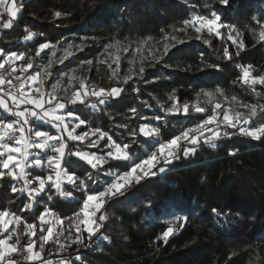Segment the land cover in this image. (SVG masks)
<instances>
[{
	"label": "trees",
	"instance_id": "trees-1",
	"mask_svg": "<svg viewBox=\"0 0 264 264\" xmlns=\"http://www.w3.org/2000/svg\"><path fill=\"white\" fill-rule=\"evenodd\" d=\"M33 1L37 5L33 13L14 20L11 29H0V47L33 57L34 69L28 75L38 70L36 64L40 59L35 53L41 43L56 44L73 38L74 58L68 67L82 65L78 70L85 74L84 62L92 60L91 67L88 65L90 77L87 83L125 89L119 98L99 106L95 112L81 115L90 128L99 127L117 142L121 137L127 142L129 130H138L149 121L151 126L160 127L162 140L171 139L183 128L192 126L190 120L204 118L212 111L213 104L206 102L208 98L202 95L203 92L221 89L228 100L218 94L213 99L223 107L229 106L232 96L242 103L257 102V97L247 86L234 82L241 73L237 65L251 64L253 75L264 74V41L259 40V26L253 19L264 22V0H229L227 6L219 0ZM56 12L61 16L56 17ZM213 12L221 16L222 22L232 25L231 35L244 43L239 56L236 45L227 38L228 29H220V37L204 32L210 40V43H204L203 39L197 40L191 35V28H188L186 32L176 33L185 43L178 44L164 60L156 62L155 70L146 69L143 79L137 77L122 84L100 73L104 63L100 62L98 54L109 44L130 49L163 47V36L172 34L174 28H181L184 20L193 15L211 18ZM26 29L37 35L24 42ZM167 42L171 43V40ZM81 45L83 48L79 50ZM225 48L232 54V60L224 58ZM125 67L123 65L122 72ZM134 88H139V92H134ZM256 90L262 93L259 103L264 104V87L257 85ZM173 91L181 105L189 104V116L166 115L159 108L157 101L164 108L171 106L168 96ZM198 94L200 105L206 108L202 114L194 113L192 109ZM142 101H147L151 108L145 107ZM83 107L78 105L77 110L87 111ZM131 107H136L138 113L148 118L160 115L167 124L163 120H143L140 115L132 117L128 111ZM0 116L5 120L16 119L1 108ZM227 130L235 132V129ZM136 139L149 152L154 150L149 147L151 138L138 136ZM76 143L68 141L66 160L69 159L68 150L77 147L97 152L95 148ZM103 143L101 141V145ZM231 152L235 155H230ZM71 159L69 172L75 171L82 179H86L89 171L96 175V170L84 161L77 157ZM114 164L110 160L100 170V178L110 179L105 176V171ZM170 168L171 171L141 181L136 187L129 188L124 196L105 205L108 219L97 236L110 240L90 253L86 264H249L250 261L264 264V138L255 140L240 133L224 138L221 133L219 139L212 143L202 142L195 155L174 162ZM37 172L47 174L43 169ZM12 184L23 187L22 181H12L8 176L0 179V209L18 213L29 198L25 193H13ZM73 196L65 199L55 194L50 204L68 224V218H74L82 206L77 200L84 194L77 191ZM33 212L30 209L23 215L28 217ZM184 217L186 221L171 223ZM169 226L174 232L165 242L162 233Z\"/></svg>",
	"mask_w": 264,
	"mask_h": 264
},
{
	"label": "snow or ice",
	"instance_id": "snow-or-ice-1",
	"mask_svg": "<svg viewBox=\"0 0 264 264\" xmlns=\"http://www.w3.org/2000/svg\"><path fill=\"white\" fill-rule=\"evenodd\" d=\"M219 3L227 6L229 0H219ZM21 12L22 4L18 3V0H0V29H11L14 20ZM55 16L59 17L61 13L56 12ZM253 19L256 20V24L260 29L258 38L260 41H264V22L255 17ZM188 28L194 29L197 33L196 39H203L204 43H210V40L204 36L205 30L208 36L214 34L220 37L222 36L220 29H228L229 35L227 38L236 45L237 56L245 47L242 41L238 42L231 35V31L234 30L232 25L222 22L221 16L213 12L211 18L203 15H193L190 19L183 21L181 28H174L173 33L170 35L165 34L163 36L165 41L163 49L155 59L157 61L163 59L172 49L177 48L178 44H184L185 41L178 39L176 33L186 32ZM25 31L24 41H30L37 35L30 30L26 29ZM169 40H171V43L167 42ZM111 47L113 45L109 44L105 47L104 52L108 53ZM71 48L72 46L69 45L67 49H64L63 54L55 62L63 64L72 55ZM78 48L82 50L83 45L78 46ZM46 49L51 50L52 57H57L56 46L49 43H41L35 55L39 57ZM124 51L127 52L129 49L125 48ZM136 51L139 52L140 49L137 48ZM109 55L111 54L109 53ZM223 56L227 60L233 58L227 48L223 50ZM17 61H25L24 64L19 66V72L21 73H29L30 70L34 69L33 58L26 59L24 52L5 50L0 47V92H3V95H0V107L16 118L5 120L3 116H0V157H3V159H0V167L7 170L6 173L0 171V179L7 175L12 181L23 182V187L12 184L10 188L13 193H27L29 202L24 206L26 210L32 209L33 204L38 203L36 197L41 193H44L48 200L53 199V189H55L56 195L65 199L72 197L73 193L77 191L83 193L84 196L77 200V203L82 206L79 211L75 212L74 218H68L70 221L68 225H65L64 220L60 219L53 209L47 206V203H45L42 210L38 209L37 213H33L34 218L39 222L38 239L40 247L38 251L35 250L37 240L32 239V237H37V223H28L15 212L0 210V264H19L20 259L40 262V264H53L51 260H44L42 256L44 247L51 241L53 244L58 245V252L66 250V244L59 239V237L65 236L66 231L69 233L66 236V241H71L73 244L83 245L85 243V232L87 233V240L91 241L92 237L104 226L103 222L108 219L106 211H104L107 203L124 196L134 184H140L145 179L171 171L170 166L174 162L195 155L202 142L212 143L213 140L219 139L221 128L225 129L223 131L224 136L234 135L235 133L227 131V129H235L241 135L255 140L264 138V104L259 103L262 93L256 90L257 85L264 87V74L253 75L251 64L247 66L237 65V67H240L242 75L234 83L239 82L243 86H247L251 93L257 97V102L240 103L237 101L236 96L231 97L232 101L247 109V112L235 111L230 114V111L224 109L221 103L214 102L213 98L217 94L223 96L225 101L228 100L221 89H216L215 92H203L202 95L208 98L206 102L213 104L212 111L204 118H197L195 121L190 120L192 126L183 128L179 134L174 135L171 139L162 140L159 135L160 127L151 126V121H149V123L140 125L138 130H129L127 137L130 139L127 142L124 137H121L117 142L108 132L102 131L99 127L89 128L87 131L77 133L76 130L85 125L86 121L75 114V108H68L66 102L70 105H77L78 103L83 105L86 99L91 96L97 100V103L90 105L95 109L99 105H105L119 98L121 93L125 91L124 87H98L94 83H87V78L75 75L69 76V85L71 86L72 80H78L79 87L66 97L65 102L57 95L61 89L63 77L54 78L55 82L50 85L51 91L44 90L45 81L53 78L50 71L53 60H49L47 66L43 67L42 70L33 71L24 78L15 75L14 79L17 83L14 84L13 74L18 71ZM101 62L107 63V61ZM84 63L91 66L92 60H87ZM133 63L134 60L128 61L130 65L128 74L124 75L122 81H118V83L127 84L129 80H132L133 68L131 65ZM113 64L115 67H113ZM108 67L111 69V78L118 77L120 57L116 56L112 63L108 64ZM144 72L145 68L143 61H141V66L135 74L143 79ZM4 73H7V75ZM64 75L68 74L65 73ZM147 82L150 83L151 81ZM33 85H36V87H33ZM5 87H7V91H5ZM64 91L67 92V88ZM133 91L138 93L139 88H134ZM199 96L200 94L197 95L192 109L194 113L202 114L206 112V108L200 105ZM5 97L10 98L12 104L15 105V111L9 106V100ZM168 100L172 101L169 108H164V105L157 101L159 108L166 115L181 114L189 116V104L183 103L181 105L174 91L168 96ZM142 103L145 107L151 108L147 101H142ZM21 105H30L31 107L20 110ZM46 105L51 107H46ZM128 111L132 117L140 115L141 119L149 120L147 116L138 113L136 107H131ZM152 119L155 121L163 120L164 124H167V120L160 115H156ZM35 121L50 125L51 128L56 130V133L53 134L50 130L42 129L41 125L36 124ZM121 127L126 128L127 125H121ZM208 132L212 133L211 137L206 135ZM138 136L151 138L152 143L149 147L154 148V150L149 152L145 149L144 145L136 139ZM91 137H96V139H91ZM86 139L88 148H95L97 152L102 154L84 151L77 147L75 150H68L67 156L69 159L66 160L68 141L84 143ZM101 141H104L103 145H101ZM213 147H215V144H213ZM30 149L39 151L32 153ZM229 154L235 155V152ZM29 156L35 158L29 162ZM72 157H77L80 161L90 165L91 169L96 170V176H93L92 172L89 171L86 173V179H82L75 174V171L69 172L68 167L72 164ZM110 160L115 162L114 166L110 165L105 171V176L110 179L100 181L96 187L86 183V180H98L100 170ZM33 166L35 169H43L47 174L37 172L32 179H29L31 173L27 169L33 168ZM48 169L52 171L47 172ZM32 184H36V187H30ZM69 186L70 191L66 190ZM216 214L221 215L220 212H216ZM50 217L54 218L55 223L53 219H49ZM181 220L186 221L187 218H178L171 223L179 224ZM22 223L25 224L23 235L29 237L23 245H21L20 235L17 234V229L20 228ZM81 225H83V228ZM173 232L174 228L172 226L167 227L162 233V239L166 242ZM14 237V242L9 243V241H13ZM104 239H108V237H104ZM77 259H80V257H77ZM60 264H71V262L61 260ZM249 264H252V262L250 261Z\"/></svg>",
	"mask_w": 264,
	"mask_h": 264
},
{
	"label": "rangeland",
	"instance_id": "rangeland-1",
	"mask_svg": "<svg viewBox=\"0 0 264 264\" xmlns=\"http://www.w3.org/2000/svg\"><path fill=\"white\" fill-rule=\"evenodd\" d=\"M18 3H21L22 4V12L20 14H18L17 18L23 17V16H27V15L33 13L35 11V9H37V5L34 3L33 0H18ZM263 9H264V7H263ZM259 30L260 29H258V32H259ZM205 32H206V30H205ZM258 32H257V34H258ZM191 35L197 36V33L192 28H191ZM72 42H73V38H71L69 41H62L60 43L50 44V45H55L56 46L57 57L56 58L52 57L51 56V50L50 49H46L45 52L41 53V55L38 57L40 59V61L38 62V64H36V68H38V70H42L43 67H46L47 66L49 60H53L54 61L53 62V65H52V68L50 69V71L53 74V78H50V79H48V80L45 81L44 90L45 91H51L50 85L55 82V79L54 78L63 77V80L61 82V89L58 91L57 95H58V97L60 99L65 100V102H66V97L68 95H70L73 90H75L76 88L79 87V81L78 80H72L71 81V86L69 85V76L75 75V76H78V77H84V78H87V82H88V79L90 77V75L88 77V74L90 72V67L91 66L89 67L86 64L84 65V67H85V74L81 70H78V69L81 68L82 65H79L78 68H75L73 66L68 67L70 65L71 61L73 62V58H74V47H73ZM69 45L72 46V48H71L72 55L67 60H65L63 64L56 63L55 60L63 54V50L64 49H67L69 47ZM111 48L112 49L108 50V53H105L104 52V49H105L104 48L98 54V57L100 58V62L101 61H107V63H104V65L101 67L102 69L99 70V71H100V73H104L105 75H109L111 77V69L108 67V64L109 63H112V60L116 56H119L120 57V71H119L118 77L112 78V79L116 80V82L122 81L123 76L126 75V74H128V69L130 67V65L128 64V61L129 60H134V63L131 65V67L133 68V73H132L133 78H132V80H129L128 82H131L135 78L138 77L135 73L138 71V68L141 66V61H143V66H144L145 70L146 69L155 70V63L162 61V59H160L158 61L155 59V57L159 56L160 52L163 49V47H161V46H155V48H151L149 46H145V47L142 46V47L139 48L140 49L139 52L136 51L137 47L136 48H133V49H130L128 47L129 51H127V52L124 51L125 48H119V47H117L116 44L113 45V47H111ZM109 53L111 55H109ZM165 57L166 56L163 57V60L165 59ZM123 65H126V67L124 68V71L122 72ZM19 66H20V64H18V61H17L18 71H17V73H14L13 74V83L14 84L17 83V81L14 79V76L15 75H20L22 78H24V77L27 76V73H21V72H19ZM113 67H115L114 64H113ZM65 73H67L68 75H64ZM81 73L84 74V75L82 76ZM5 75H7V73H5ZM241 75H242V72L240 73V76ZM94 81L95 80H93L92 83ZM33 87H36V85H33ZM65 88H67V92L64 91ZM0 95H3V92H0ZM5 99H7V97H5ZM237 101H239L240 103H242L238 99H237ZM92 103H97V100H96L95 97L89 96L86 99L85 104H83V106L85 107V108L83 107V110H87L85 112H83L81 109H78L77 110V106L78 105H81L79 103L77 105H70V104H67V102H66V106L67 107L71 106L70 108H75L76 109L75 114L76 115H79L80 118L83 119L81 115H83L84 113L85 114L90 113L92 111L95 112V110H97V108L99 106H102V105H99L97 108L94 109V108H92L90 106ZM9 106L11 108H13L14 111L16 110L15 106L12 105V102L11 101H9ZM26 107H29V106H27V105L26 106L25 105H21L20 106V108H23L22 110H24V108H26ZM46 107H51V106L50 105H46ZM223 108L224 109H228L230 111V114L234 113L235 111L247 112V109H244L237 102H234L232 100L229 101V106L223 107ZM149 110H151V109H149ZM9 114H11V113H9ZM85 114H84V116H85ZM32 119H34V118H32ZM149 119L152 120V117H149ZM155 122H157V121H155ZM35 123L36 124H40L41 125V128L43 126H45L44 127V130H50L53 134L56 133V130L54 128H51V126L48 125V124H43L42 122H39V121H35ZM86 125H87V123L85 125H82L81 128L77 129L76 130L77 133H80L82 131L89 130L90 127L88 125L87 126ZM220 130H221V133L223 134L222 128ZM206 135L208 137H211L212 136V133L211 132H208V133H206ZM65 137H66V134H65ZM91 139H96V137H91ZM76 144H78L79 146H86L87 145V139L85 140L84 143H81V142H78L77 141ZM157 147H158V145H157ZM0 159H3V157H0ZM29 159H30V157H29ZM29 162H30V160H29ZM17 171H19V169H17ZM27 171L31 173V175L29 176V179H32L33 176L37 174V171L38 170L37 169H34V167H33V168L27 169ZM94 176H96V175H94ZM101 176L102 175H99V179L98 180H95L93 182L86 180V183L91 184V182H92V184H91L92 187H96L100 183V181L106 180L105 178H100ZM137 185L138 184H134L132 187H136ZM19 187H22V185H20ZM30 187H36V184L30 185ZM66 190H69L70 191L71 190L70 186ZM25 195H27V193H25ZM54 196H55V193L53 192V199L55 198ZM42 197H44L45 199L42 201L41 204H39L37 206L35 205V203L33 204V208L31 209V210H34L33 213H37V210L38 209L39 210H42V208L44 207L43 205L45 203H47V206L48 207H50V204L53 203L52 202L53 199L48 200L47 197L44 195V193H43V196ZM73 197H76V196L74 195ZM0 210H2V209H0ZM26 211L27 210L25 209V207H22L21 208V212H18L16 214L17 215H20L23 218V220L26 221V222H28V223L36 222L37 225H38V229H39V222H38L37 219L34 218L33 214H30L28 217H25L23 215V213L26 212ZM53 211L56 212L57 214H59L60 217H62L57 210L53 209ZM49 219H52V218L50 217ZM62 220H64L65 225H68L67 220L65 218L62 217ZM24 225L25 224L22 223L21 226H20V228H22ZM81 226L83 228V225H81ZM84 235H87V233L85 232ZM39 247H40V241L38 239L36 248H39Z\"/></svg>",
	"mask_w": 264,
	"mask_h": 264
},
{
	"label": "built area",
	"instance_id": "built-area-1",
	"mask_svg": "<svg viewBox=\"0 0 264 264\" xmlns=\"http://www.w3.org/2000/svg\"><path fill=\"white\" fill-rule=\"evenodd\" d=\"M28 58H33V57L26 55V59H28ZM24 63H25V61H18V64H20V65H22ZM7 90H8L7 87H5V91H7ZM13 91H14V89H13ZM227 131L232 132L231 130H227ZM232 133L237 134L238 132L235 130V132H232ZM231 136H224L223 135L224 138H230ZM37 151H38L37 149H31L30 150V152H32V153H35ZM29 157H30V159H29L30 161L35 158L34 156H29ZM0 171H4L5 173L7 172L6 169H3L2 167H0ZM42 196H43V193H41L38 197H36V201L38 202V203H35L36 206L41 204L42 201L44 200ZM56 215L59 216V214H57V213H56ZM59 218L62 219V217H60V216H59ZM52 219H53V222L55 223L54 218H52ZM13 227H15V226L13 225ZM24 229H25V225L22 228L17 229V234L20 235V237H21V245L26 243L27 240L29 239L28 236L23 235ZM102 229H103V227L100 229V231L98 233H100L102 231ZM10 231H11V229H10ZM98 233L94 237H92L91 241L87 240V235H84L85 243L83 245H81L79 243L73 244V243H71V241H66V236L69 234L66 231L65 236L59 237L60 241L62 243L66 244V250L58 252L57 251L58 245H55L50 241L48 244L45 245L44 252L42 253V256H43L44 260H51L53 262V264H60L61 260H68L71 262V264H86V258L88 257V255L90 253H92L93 251L97 250L103 242H109V240H110L109 237H108V239H104V236H97ZM38 237H39V229L37 227V237H32V239H36L38 241ZM14 240H15V237L13 238V241H9V243L14 242ZM35 250L38 251L39 248H36ZM14 255H17V254H14ZM77 257H80V259H77ZM19 264H40V262L24 261L23 259H20Z\"/></svg>",
	"mask_w": 264,
	"mask_h": 264
},
{
	"label": "crops",
	"instance_id": "crops-1",
	"mask_svg": "<svg viewBox=\"0 0 264 264\" xmlns=\"http://www.w3.org/2000/svg\"><path fill=\"white\" fill-rule=\"evenodd\" d=\"M7 99L9 100V101H11L8 97H7ZM26 106V105H25ZM27 106H30V105H27ZM2 110H3V112H5L4 111V109L2 108V107H0ZM7 114H9L8 112H6ZM9 115H11V114H9Z\"/></svg>",
	"mask_w": 264,
	"mask_h": 264
}]
</instances>
